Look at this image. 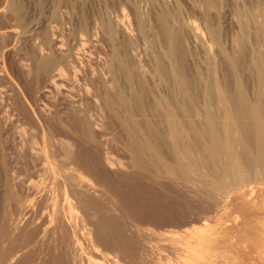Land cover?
<instances>
[{"label":"bare ground","instance_id":"bare-ground-1","mask_svg":"<svg viewBox=\"0 0 264 264\" xmlns=\"http://www.w3.org/2000/svg\"><path fill=\"white\" fill-rule=\"evenodd\" d=\"M54 1L57 18L67 0ZM201 1L200 23L179 5L164 8L156 35L134 9L149 69L123 19L101 24V56L85 59L48 32L23 51V8L0 0V18L19 25L0 27V53L32 79L20 100L0 64V264H150L144 223L123 209L112 181L138 172L204 202L166 264H264V0H234L230 40L224 1ZM82 21L80 44L94 53Z\"/></svg>","mask_w":264,"mask_h":264},{"label":"rangeland","instance_id":"rangeland-1","mask_svg":"<svg viewBox=\"0 0 264 264\" xmlns=\"http://www.w3.org/2000/svg\"><path fill=\"white\" fill-rule=\"evenodd\" d=\"M13 1L20 4L23 8L24 17L22 23L19 27L18 23H16L15 21L10 20L7 17H2L0 18L1 21L0 27H6L10 24L13 25L15 24L17 25V27L26 31L28 35L31 34V36H33V37L31 36L28 37L24 41L23 51L27 48L29 49L32 46L33 42H36L37 44H41L43 34L45 32H48L52 38H57L64 41L66 43L64 44V47L73 46L74 49H77L80 46L83 52L82 56L85 57V59H89L90 55L94 56L98 53V51L103 50L105 48L107 49V45H106L107 43H105L106 40L104 39L105 37L103 36L104 34L101 29V24L106 22L107 21L106 19H112L114 21L123 19L124 22L127 23L129 28L134 33V38H135L134 44L135 46H137L135 47L136 50L135 49L134 50L136 51L137 58L140 61L142 60L141 62H143V64L145 63L144 66L146 65L145 67L149 69L153 65V60L151 54L146 50V44L143 37H141L140 34L134 29L135 28L134 9L137 8L145 16L146 25L147 28L149 29L150 35H156L155 34L157 32L156 15L157 13L161 12V10H163L164 8L171 11H175L176 7L179 5L181 8V13H183V14L180 13V16L190 22L195 21L196 23L201 22L200 13H202L201 0H191V1L190 0L189 1L188 0H153V2H149L147 0H85V1L67 0L65 4L61 2L58 5L57 7L58 17L54 18L53 13L56 9V3L54 0H13ZM223 1L224 2L221 7L220 23L223 28V35L225 34L224 36L227 39L229 38L231 39V37L236 32V29L233 28V26L236 27V25L234 24L233 21V13L231 9L233 8L234 0H223ZM248 2H253V0H249ZM83 19H86L89 25L91 38L90 40L87 41V43L88 45L89 44L91 45V50L94 51V53H92L88 48L84 49L83 45L80 44L81 37L87 38V35L84 32H81L79 28L81 26V23L83 22L82 21ZM57 32L60 34L57 35ZM188 37L187 39L189 43L194 44L193 39H191L192 37L190 35ZM122 40L123 37L122 36L119 37V41ZM76 43L77 46L75 45ZM190 46H192V44ZM194 46H192L193 53L195 54V56L197 55L196 57L198 58L201 57L202 55V53L200 52L201 49L199 48V46L197 47L196 44H194ZM99 55L100 54L96 56ZM13 60L14 57H5V56L3 57V55L0 53V64L3 65L4 68L8 69L13 80L17 82L16 83L14 81L16 85V89H18V93H19L18 98L21 100V96L24 97V93L27 95V90L25 89H27L28 86L31 84L32 79L27 78L26 75L23 74L16 67L15 61ZM148 62L150 65L148 64ZM23 80L25 81V83H22L24 82ZM0 83L3 84L4 81L1 80ZM11 101L8 100L9 105H11ZM102 112L104 116L107 117L108 111L104 110ZM107 118H109L107 119L108 121L113 122V120L110 117ZM15 132L16 129L13 128V134L17 136L18 133ZM122 148H123L122 145H119L115 148V150H118L116 151V155L118 154L119 151L123 150ZM119 155L120 156L124 155V150L121 151V153L119 152ZM130 174L128 173L121 174V177L122 176L124 177L123 180H122L123 177L120 178V175L119 176L117 175L112 178V181L113 183L115 182L114 185L119 193L122 207L124 210H126L128 214L138 217L144 223L145 233L141 241H143L142 242L143 246L145 244H149L151 246L149 252L147 253V256L150 260L149 263L166 264L167 261H168L167 263L172 262L176 256L175 253L176 245H175V240L173 238L175 236L180 238L181 235L179 232H181V230L186 226H190L187 223L190 222V219L196 217V215L200 210L199 207H203L204 202H201L199 197L196 195L190 196V194L186 192V190L182 187H177L173 184H169L165 182L162 184H155L149 180V177L144 172L130 173ZM1 187L2 186H0V189L2 190L3 188ZM1 190L0 193L1 192L3 193H1L2 195H0L1 196L0 199L2 198L3 200L2 199L0 200V229H1V224L3 222L4 209L6 206L4 190L2 191ZM21 256L22 253H17L13 257L14 258L13 260L17 262Z\"/></svg>","mask_w":264,"mask_h":264}]
</instances>
